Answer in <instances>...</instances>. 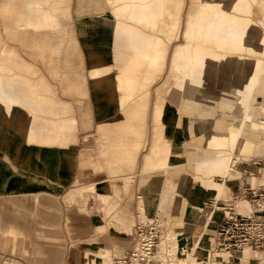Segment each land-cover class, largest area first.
<instances>
[{
    "label": "rangeland",
    "instance_id": "1",
    "mask_svg": "<svg viewBox=\"0 0 264 264\" xmlns=\"http://www.w3.org/2000/svg\"><path fill=\"white\" fill-rule=\"evenodd\" d=\"M26 1L29 2L30 0ZM147 1L103 0V10L105 7L108 10L101 16L92 18L96 21V28L93 34L90 33L91 29H85V39L81 36V30L89 25V22L84 19L86 15L82 9L83 4L81 2L83 1H66L69 11L67 15L63 13L60 16L61 26L58 31H48L55 36L54 40L48 43V48L56 47L58 52L50 53L49 49L45 47L43 53H40L36 50L35 40L34 46L30 48L32 40L29 41L25 38V41L17 40L15 42L11 37L14 34L9 32L7 28L5 33L3 28L6 24L12 28L19 25L26 27L27 18L25 17L20 22L9 19L7 11L4 12V7L8 6V1L0 0V48L2 42L7 46H13L19 56L29 64L31 72H34V77L42 78L46 82L50 89L48 94H51L53 100L57 102L59 111L65 109L67 115L75 119V129L72 133L74 141L62 147V150L70 152V156L62 158L61 154L56 153L55 155L51 147L24 144L37 142L32 140L21 128L22 123L29 120L30 115L27 114H31V110L20 105L18 100L6 99L7 102L5 100L6 114H16L20 119L24 112L26 119L23 117L20 119L22 122L14 123L8 119L9 116L7 115V119L3 120L4 125L12 127L24 137V143L20 142L15 149L14 146L0 149V153L9 162L5 164L0 161V230L3 231L8 226H6V222L11 224L18 220L22 224L23 234H19L16 244L12 245L10 238L2 237L0 233V264H75V257H72V252H69L70 247L78 251L87 249V247H94L99 251L109 249L111 251V264H117V259L122 260L125 255H127V264H135L136 261L133 260L130 263V254L134 251L137 242L146 236H152L154 243L152 260L149 264H180L179 259H183L184 264H206V261L209 264H227L217 258L216 254L219 253L212 251L215 229L222 216L221 208L220 216L213 223L204 226L201 235L192 241V245L197 244L196 252L192 253L190 250L177 252L172 249L177 244H183L177 233L179 227L172 225L173 220L179 216L173 209V202L184 188L185 176L188 172L187 164L192 159V155L185 149V140L175 139L174 125L163 117L161 106L163 100L169 99V92L175 83L176 74L169 84L165 82V76L172 73L170 68L174 50L185 42L183 35L188 26L190 0H183L181 27L177 39L172 37L174 33L161 28L162 34L169 42L165 55L167 57L162 69H150L145 60L143 61L138 55V51L141 50L142 46H146L147 40L154 36V32L150 31L144 23L135 20L132 12L135 10L131 9L133 5L130 4L140 6L141 3L146 4ZM22 2L26 10L28 8L30 11L31 9L25 4V0ZM126 2L129 3V8H126ZM155 3H152L153 8L156 7ZM43 4L45 5L43 6ZM35 6L42 19H51L49 15L52 0H38ZM261 8L263 9L264 5H261ZM22 11L25 16L24 9ZM114 14H117L118 17H114ZM25 44H29V46ZM129 61H134L135 64L130 66L127 64ZM70 68L72 71L69 72ZM88 68L95 80L94 84L103 89L101 92L97 93L93 88ZM118 74L121 75V79ZM141 75L145 78L147 76L151 78L150 101L146 115V119H149V130L145 150L150 154L146 162L150 161L151 164L148 166L145 164L140 173L141 157L145 153L143 151L139 158V166L133 174L134 181L131 187L125 190L121 180L116 182L119 194L124 193L125 197L120 200L115 195H111L109 205H115L117 211L132 212L133 214L129 223L126 221L127 218H123L125 221L119 225L116 218L118 215L106 214L105 209L108 206L99 200L94 191L85 189L82 195H77L75 202L72 203L66 200V196L73 188L88 185L95 177L106 179L109 189L112 186L108 174L99 169L88 177H80L79 175L84 162L87 166H92L101 157V139L97 130L99 119L96 105L100 115L108 117V119H119L122 110L127 105L129 107L134 100V88ZM76 77L81 79L80 88L76 86ZM95 94L96 105L94 102ZM2 96L4 98L5 94ZM0 100L2 101V99ZM159 108L160 114L158 113ZM6 136L9 137L10 133H7ZM106 136L113 138L114 134L109 133ZM107 143L108 141H104L103 146H107ZM165 146L167 149L157 152L158 149ZM200 147L203 150L207 149L201 144ZM13 149L15 152L11 153ZM153 150L156 152H152ZM26 151H31L33 155L34 153L41 154L47 159H52V162L55 159H60L61 162L54 163V169L51 170L52 173L57 174L52 175L50 172L46 173L27 167L22 162L25 161L23 156ZM86 153L92 155L91 160L86 158ZM261 158H264V154L261 155L259 152L250 154L248 158L243 157L241 160H247V165L241 171L244 169L255 171L257 168L253 162L255 159ZM231 165L232 167L238 166L233 161ZM241 171L235 179L226 181L218 193V197L216 194L210 197H202L198 204L200 209L204 207V209L211 210L210 207H212L214 211V207H220L217 202L232 200L242 183ZM34 175L41 179H47L45 182L48 184L43 189H39L37 197L34 194L36 192L34 189L25 190L14 185V179L27 180L29 176L34 177ZM142 177L146 187V195L144 196L147 197L146 204L150 209L149 215L156 219V224L144 222L146 219L140 215L137 209L138 188L143 182ZM245 177L250 178L248 181L253 186L257 185L264 180V169L260 170L259 168L257 176L246 175ZM215 180L221 182L220 177H215ZM147 189L149 190L148 193ZM138 196L142 198L143 194ZM186 200L192 204L191 206L195 203V201H190L187 198ZM243 202L248 206L244 200L235 202L238 213H240L238 205ZM5 209L8 212L6 218ZM248 212L249 206L246 214ZM162 214L163 216H161ZM83 219L88 221L87 224L78 223V220L83 221ZM127 224H129L128 229ZM96 225L104 227L101 234L94 232ZM10 226L16 229L13 224ZM120 226L123 227L122 230ZM17 231L21 232L20 230ZM140 231L142 233L139 236ZM63 242L65 247H62ZM198 244L209 251L198 250ZM160 247L165 248L161 250ZM53 251H57L56 253L59 254L54 263L50 254ZM238 253L232 254L230 259L237 257ZM255 254L263 256L264 252L258 251ZM70 257L73 258V261L70 260L69 262ZM140 263L145 264L144 261H140ZM261 264H264V259Z\"/></svg>",
    "mask_w": 264,
    "mask_h": 264
},
{
    "label": "bare ground",
    "instance_id": "2",
    "mask_svg": "<svg viewBox=\"0 0 264 264\" xmlns=\"http://www.w3.org/2000/svg\"><path fill=\"white\" fill-rule=\"evenodd\" d=\"M154 2L155 8L152 7ZM60 3L61 0H52V14L60 10ZM128 4L126 2V8H129ZM130 5L135 10H131L135 20L154 32L138 55L150 69H162L169 42L161 28L174 33L172 37L177 39L183 0H148L140 6ZM261 5H264L263 0H190L188 26L183 35L185 42L174 50L172 73L170 77L165 76V82L169 84L176 74L175 83L169 92V99L163 100L161 106L163 117L174 125L175 139L185 140V149L192 155L187 164L184 188L172 204L179 215L172 222L173 226L179 227V236L190 232L194 239L199 237L204 226L220 216V207H214V211L212 207L211 210L200 209L201 198L215 194L218 197L226 181L235 179L246 167L247 160H241L243 157L248 158L258 152L264 154V8ZM5 11L9 19L17 22L25 19L16 0L9 7H4ZM113 16L118 17L117 14ZM9 64L23 67L12 54H0V73L7 72ZM127 64L131 66L135 62ZM118 77L121 79V75L118 74ZM150 81L149 76L145 78L143 75L137 81L134 100L122 114L127 119L121 126L122 131L133 132L130 119H146ZM0 87L7 100H20L19 103L32 113L34 109L31 106L44 101L39 96L34 104V92L25 80L18 77H1ZM36 110L43 113L38 107ZM24 115L23 112L20 119H26ZM21 128L28 136L34 129L37 142L55 143L67 125L32 119L29 125L22 123ZM200 144L207 149L203 150ZM119 145L127 152L137 150V144L132 145L129 141H119ZM163 149L167 147H161L157 152ZM256 160L253 162L255 167ZM232 161L238 166L232 167ZM150 164V161L146 162V166ZM215 177H220L221 182ZM249 179L245 177V180ZM184 197L195 201L193 206ZM248 206L240 203L238 211L246 214ZM143 242L152 241L146 236ZM197 247L198 250H208L200 244ZM140 250V245H136L135 252ZM238 252L232 260L231 255L237 252H217L219 254L216 255L227 264H261L264 259V255H257L255 252L258 251L249 248ZM135 264L142 263L136 261Z\"/></svg>",
    "mask_w": 264,
    "mask_h": 264
},
{
    "label": "crops",
    "instance_id": "3",
    "mask_svg": "<svg viewBox=\"0 0 264 264\" xmlns=\"http://www.w3.org/2000/svg\"><path fill=\"white\" fill-rule=\"evenodd\" d=\"M8 1V7L11 4L13 0H6ZM56 1V0H55ZM59 1V0H58ZM66 1L69 0H61V3L59 4L60 10L52 14L50 11L51 19H42L40 17V14L37 13V9L35 4L38 2V0H30L27 2L25 0V4L30 7V11L26 10L22 0H16V3L19 8V12L24 16L22 9L25 11V16L27 18V24L26 27H21L22 25L16 26L15 28L10 27L9 25L4 26V30L6 33V28L9 30V32L13 33L14 35L11 36L13 37V41L17 42L19 41H25L26 39L31 41V46L32 48L34 46V40L36 42V50L40 53H43L44 48H48V43L53 41L55 36L52 34L48 33V31H58L59 27L61 26V23L59 21L60 16L64 13V15L68 14V6L66 5ZM81 2L83 4L82 9L85 12L86 19L89 22V25H87L84 29L81 30V36L83 39H85V29H91L90 33H94V29L96 28L95 20L92 19L94 17L101 16L105 11L108 9L105 7L103 10V0H82ZM32 32V33H31ZM1 34V30H0ZM1 37V35H0ZM26 38V39H25ZM25 39V40H24ZM1 42V40H0ZM1 44V43H0ZM85 48V46H84ZM50 53H57L58 50L56 47H51L48 48ZM86 50V48H85ZM0 54L1 55H10L12 54L14 56V59L20 64L23 65V67H18L16 64H9V70L7 72L0 73V78L1 77H18L23 80H25L32 91L34 92L35 96L34 98V104L38 102L39 96L43 98L44 101L41 103H37L35 106H31V109H34V113L31 112V115L29 116V120L26 121L25 124L29 125V122H32V119H41L42 122L44 121H53L54 123L57 124H65L67 125V128L60 133V139L58 142H32L31 144H26L24 143V137L15 131L12 127H8L4 125L3 120L7 119L6 114V96L2 98V89L0 87V149L3 147H13L14 149L18 147L20 142H23L25 145H34V146H39V147H51L54 151L53 153L61 154L62 158L63 157H69L70 152L67 150H62L64 146L72 143L74 141L72 133L75 129V119L72 116H68L67 112H65V109L61 112L59 111L57 107V102L53 100L54 98L51 97V94H48L50 92L49 87L47 86L46 82L42 78H35L34 77V72H31L30 66L28 63H26L17 53L16 49L13 46H7L5 44L1 45L0 48ZM69 72L72 71L71 68L68 70ZM89 71V77L92 83L93 88L95 91L101 92L103 89L101 87H97L95 83V80L92 76V73L90 69L88 68ZM76 86L77 88H80L81 86V79L80 77H76ZM108 90V88H106ZM96 94L94 97V102L96 105ZM6 100V102H5ZM18 102H21L18 100ZM20 104V103H19ZM43 104V105H42ZM21 105V104H20ZM24 106V105H22ZM40 108V111L43 113H40L39 110H36ZM128 105L122 110L120 113L119 119H108V117H104L99 114L98 107L96 105V111H97V116H98V123H97V130L100 134V146H101V151H100V158L94 162L95 166L92 164V166H87L85 162L82 164V168L79 171L80 177H88L93 174V172L97 169L100 171H103L108 174L109 182L112 185L110 189L108 188L106 184V179L103 178H98L95 177L92 179L91 183L88 185H80L72 190L69 191V193L66 196V200L68 202H75L76 196L77 195H82L85 189L94 191L97 193L99 200L108 206V208L105 209L106 214H113V215H118L116 218L118 219V224L122 225L123 222L125 221L123 218H127V222L129 223V220L132 218V212H124V211H117L115 208V205L110 206L109 205V197L111 195H115L118 199L123 200L124 193L119 194V191L116 188V182L121 180L124 185V189L128 190L129 187H131L134 177L133 174L135 173L137 167L139 166V158L140 155L143 151L146 150L147 147V137H148V130H149V119H130L131 125H132V131L133 132H124L121 130L122 124L126 122L127 119H125L122 114L126 111ZM9 118L11 121L15 122H22V120L18 119L19 117L16 114L10 113ZM10 133V136L7 137L6 134ZM32 135L30 138L32 140H35L34 138V129L31 130ZM109 133L114 134L113 138H108ZM108 141L107 146H103V142ZM119 141H124V142H132V145L137 144V150L133 153L124 151L121 146L119 145ZM12 150L11 153H14L15 150ZM20 151V150H19ZM31 151H26L24 153V162L27 167L33 168L37 171H42L46 173H51L52 175H56L57 173H52L51 170L54 168V163H59L61 160L55 159L54 162H52V159H47L41 154H32ZM28 153V154H27ZM86 158H89L91 160L92 155L91 154H85ZM149 152H146L142 155L141 157V162L139 166V171L144 169V166L146 164V159L149 156ZM0 161L1 163H9L8 159L0 153ZM21 162V163H22ZM53 163V164H51ZM97 163V165H96ZM53 165V166H52ZM100 173V172H99ZM141 175V174H140ZM143 178V177H142ZM47 179H41L40 177L29 176L27 180L25 179H14V185L17 186L20 189H25V190H32L34 189V194L37 197L39 195V189L44 188L48 186V184L45 182ZM52 189V188H50ZM145 185H144V178L142 184L138 188V195L143 194L142 198L141 196L137 195L138 203H137V209L142 217H144L146 220L144 222H153L156 224V219L152 218L149 215V207L147 206V197L144 196L146 195L145 193ZM147 189V193H148ZM145 198V199H144ZM35 200H37L35 198ZM7 209H5V218L8 216L7 214ZM4 219V218H3ZM87 220L83 219V221L78 220V223H83L87 224ZM7 227L3 231L0 230V233L2 234V237H7L10 238V242H12V245L14 243L16 244L17 237L19 234H23L22 231V224L18 220H15L14 223L8 224V222L5 223ZM15 226L17 230H20L21 232H18L16 229H14L12 225ZM127 229L129 228V224L126 225ZM125 228V227H124ZM120 229L122 230L123 227L120 226ZM104 231V227L101 225H96L94 226V232H97L98 234H101V232ZM180 241L183 242V244H177L174 247H172L173 251L177 252H183V251H195V247L197 244L192 245V241L194 240L192 234L189 232H185L183 235L180 236ZM64 239V238H63ZM196 239V238H195ZM160 246H165V245H160ZM62 247H65V243H62ZM161 250H164V248L160 247ZM177 248V249H174ZM179 248V249H178ZM57 252V251H56ZM56 252H52L51 254V259L52 262H56L55 260L58 259L59 254ZM69 252L72 257H75V264H100L101 262H105L107 264H111V251L109 249H102V250H96L94 247H87L84 250L78 251L75 248L69 249ZM41 253V252H40ZM70 257V260L73 261V258ZM54 260V261H53ZM16 261V260H14ZM178 262L180 264H184L185 261L183 259H179ZM6 264V263H2ZM206 264H209V262L206 261Z\"/></svg>",
    "mask_w": 264,
    "mask_h": 264
},
{
    "label": "built area",
    "instance_id": "4",
    "mask_svg": "<svg viewBox=\"0 0 264 264\" xmlns=\"http://www.w3.org/2000/svg\"><path fill=\"white\" fill-rule=\"evenodd\" d=\"M257 169L255 171L244 169L240 173L242 181L238 191L230 201L217 202L222 209V216L218 222L212 242L213 252L235 253L242 249L249 248L254 251H264V180L257 185H252L245 180L246 175H258L264 169V159L255 161ZM244 200L250 206L248 214H240L236 211L235 202ZM142 231H140L139 236ZM151 243L137 242L141 250L139 253L134 251L130 254V263L133 261L145 262L149 264L152 260L154 243L152 236ZM127 255L122 260L116 261L117 264H127Z\"/></svg>",
    "mask_w": 264,
    "mask_h": 264
}]
</instances>
